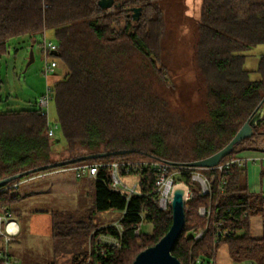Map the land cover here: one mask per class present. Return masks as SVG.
Masks as SVG:
<instances>
[{
    "label": "trees",
    "instance_id": "1",
    "mask_svg": "<svg viewBox=\"0 0 264 264\" xmlns=\"http://www.w3.org/2000/svg\"><path fill=\"white\" fill-rule=\"evenodd\" d=\"M98 1L0 0V55L8 52L13 38L29 36L35 42L36 36L44 39L45 32H52L58 48L49 56L57 57L67 71L52 89L66 142L63 151L69 154L64 159L52 158L58 141L48 136V117L40 110L0 111V180L90 155L129 152L47 168L13 181L0 188V215L7 211L16 214L12 205L20 200V186L4 191L11 185L29 182L28 178L47 170L102 165L92 181L95 199L89 221L78 213L55 211L52 239L59 247L75 238L72 246H76L78 237L87 242L91 236L96 241L109 234L121 239V247H97L93 241L89 262L85 251L74 255L70 264H133L141 251L166 235L172 222L171 208L162 211L156 203L157 173L143 168L142 163L164 160L188 166L211 157L264 105V53L255 71L245 68L246 52L264 48V0H203L192 54L204 78L209 121L194 125L193 143L187 150L169 142L172 131L165 128V120L150 98L143 100L138 79L126 84L122 75H117L123 58L138 55L168 83L165 68L159 67L165 30L160 0H117L121 6L114 13L100 9ZM133 7L143 10L137 23L129 15ZM39 46L43 51V43ZM253 72L260 77L252 79ZM263 141L264 117L254 135L236 145L221 164L258 149ZM115 163L125 184L137 183V193L129 195L111 188ZM194 170L208 181L213 176L215 180L203 194L200 184L192 181V169L179 176L190 197L185 205V229L173 254L182 264H216L219 249L225 245L233 264H264V238L255 239L250 232L252 218L264 215V195L249 190L245 165H231L222 174L213 169ZM202 208L209 212L205 217L199 214ZM108 211L121 215L122 234L112 224L94 221L93 215ZM62 216L64 220L58 221ZM145 223L152 226L150 233L142 232ZM137 229L139 236L135 235ZM199 231L204 235L197 240ZM0 264H4L2 257Z\"/></svg>",
    "mask_w": 264,
    "mask_h": 264
},
{
    "label": "rangeland",
    "instance_id": "2",
    "mask_svg": "<svg viewBox=\"0 0 264 264\" xmlns=\"http://www.w3.org/2000/svg\"><path fill=\"white\" fill-rule=\"evenodd\" d=\"M159 2L165 29L159 67L165 68L168 83L155 74L148 60L138 55L123 58L117 75H122V81L126 84H132L135 78L138 79L137 86L144 96L143 100L150 98L151 104L158 109L159 116L165 120V128L172 131L169 142L187 150L193 143L194 125L209 121L204 78L192 54L197 23L195 13L198 12L186 8L182 0ZM45 36L55 43L51 31L45 32ZM42 38L36 36L35 42L29 36L13 38L9 42L8 52L0 55V111L39 110V101L46 94L47 88L66 75V68L55 56H49V60H55L57 67L53 73L45 74V58L39 46V43H43ZM30 50L34 53L32 63ZM260 52V46L246 52L247 70L255 71L258 68ZM259 77L256 72L251 73L252 79ZM48 121L54 128L57 126L54 139L58 142L53 145L56 154L52 158L64 159L69 154L63 151L66 142L59 125L54 99L49 104ZM46 172L49 170L28 178L29 182H20V200H15L12 205V209L16 211L15 220L21 229L18 236L10 238L11 243L16 244V248L21 252L16 255L17 264H70L74 255L85 251L89 253V258L86 257L88 263L92 242L98 243L99 238L103 237H98L95 241L91 236L85 242L82 236L76 240V246H72L75 241L73 238L56 247L52 239V213H78L82 220L88 222L94 206V184L90 180L86 181L87 188L81 194L80 189L72 183L54 184V179H45ZM45 182L51 184V192L45 193ZM31 192L37 194L29 195ZM189 196L188 192L186 201ZM92 217L96 223L105 225L117 224L121 219V215L116 211L102 212ZM62 220L64 216L58 218V221ZM151 229L152 226L145 223L141 230L145 234L150 233ZM219 257L223 258L222 251L219 252L218 259Z\"/></svg>",
    "mask_w": 264,
    "mask_h": 264
},
{
    "label": "built area",
    "instance_id": "3",
    "mask_svg": "<svg viewBox=\"0 0 264 264\" xmlns=\"http://www.w3.org/2000/svg\"><path fill=\"white\" fill-rule=\"evenodd\" d=\"M47 7V5H45ZM111 13H114L115 9L108 10ZM57 44L49 41L46 36L44 35L43 39V53L45 58V74H51L54 72L55 68L57 67V62L55 60H49V55L57 50ZM53 86L47 88L46 94L40 99L39 101V110L42 115L48 117V109L49 104L52 99H54L53 94ZM47 110V111H46ZM57 128V126L55 127ZM55 128L48 122V136L51 139L55 138ZM238 164V165H245L244 159L240 157H236L231 159L230 161L220 164L215 168H210L213 170H218L220 174L224 173L226 169H228L231 165ZM102 165L98 164H84L75 167H68L61 169L64 172H73L75 173L77 178L88 177L89 179L95 180L98 176L99 168ZM127 167H131V164H127ZM143 168H151L157 173V178L155 180V193H157L156 203L159 206V209L162 211H166L171 208V202L173 199L174 191L178 188V186H184L186 191L184 200H187V194L189 192V188L184 181H179V176L184 174L186 171L192 169V181L197 182L200 184L203 194H207L210 189V184L213 183L215 180V176H213L209 181L197 170L193 171V167L190 166H181L171 162H167L164 160H154L150 162L142 163L141 165ZM113 173H112V184L111 188L115 191L120 193L126 194H135L137 193V183H133L131 185L125 184L118 174V164H112ZM200 169V168H199ZM20 184H14L5 189L4 191L15 188L17 189ZM190 193V192H189ZM190 197V196H189ZM128 198V196H127ZM209 212L206 209H200L199 214L203 217L208 215ZM115 226L120 234H122L123 228L120 224V221L116 224H112ZM20 225L15 220V216L10 211H7L5 214L0 215V237L4 238L8 241L12 237H16L20 234ZM135 235H140V229L135 231ZM204 235V231H199L195 235V239H200ZM99 237H103V239L99 238L98 243H95V246H107V247H114L119 248L122 245L121 239L116 238L109 234H104ZM101 240V241H100ZM103 254V251H102ZM2 258L4 259V264H15L12 259L7 255V253H1Z\"/></svg>",
    "mask_w": 264,
    "mask_h": 264
},
{
    "label": "water",
    "instance_id": "4",
    "mask_svg": "<svg viewBox=\"0 0 264 264\" xmlns=\"http://www.w3.org/2000/svg\"><path fill=\"white\" fill-rule=\"evenodd\" d=\"M98 5L103 11L110 9H118L121 5L117 0H99ZM141 7H133L130 9L129 15H131L134 23H137L142 16ZM34 62L33 50H30V63ZM264 117V105L260 106L248 121L243 125L239 132L235 135L232 141L226 145L222 150L206 159L191 162L188 166L200 169H210L219 166L224 158L231 155L236 145L240 144L243 140L251 138L254 135V128ZM129 151H117L113 153H103L90 155L88 157H81L76 160H69L58 162L52 165L38 167L30 171L22 172L7 178L0 180V188L23 178L29 174L40 172L47 168H54L57 166H65L73 162H80L87 159L103 158L109 155H123ZM186 191L183 188H177L174 191L173 199L171 202L172 210V222L166 235L154 246L148 247L138 254L133 264H182L180 260L173 254V249L182 235L186 225V202L184 200Z\"/></svg>",
    "mask_w": 264,
    "mask_h": 264
},
{
    "label": "crops",
    "instance_id": "5",
    "mask_svg": "<svg viewBox=\"0 0 264 264\" xmlns=\"http://www.w3.org/2000/svg\"><path fill=\"white\" fill-rule=\"evenodd\" d=\"M177 1V0H175ZM179 2V0H178ZM202 2L203 0H182V3L186 6V8L190 10H195L198 13L197 14V21H199L201 17V7H202ZM260 54L264 53V48L260 47ZM241 159H244L245 161V167L247 169V185L249 187V190L252 193H259L264 195V141L261 142L258 146V149L256 150H248L244 151L239 154ZM54 179L55 182L54 184L57 183H72L75 185L77 188L80 189L81 194L86 189V181L90 180L91 182L93 181L92 179H89L88 177H83V178H77L75 173L73 172H64L61 170H55V171H49L45 173V179ZM83 180V181H82ZM57 185V184H56ZM66 186V185H62ZM51 184L49 182H45V193L51 192ZM31 194H37V192H31ZM81 199H84V195L81 196ZM250 232L253 238L255 239H261L264 238V215L260 216H255L251 220V225H250ZM13 239V237H12ZM10 241H6L4 238L0 237V258L1 253L8 252L9 255H11L12 259L18 263V258L16 255L20 254V250L16 248V244L11 243ZM223 252V258L218 259L217 257V262L216 264H233V260L231 259L228 248L227 246H222L219 249V252ZM219 256V253H218ZM243 264H256L253 261H245Z\"/></svg>",
    "mask_w": 264,
    "mask_h": 264
},
{
    "label": "bare ground",
    "instance_id": "6",
    "mask_svg": "<svg viewBox=\"0 0 264 264\" xmlns=\"http://www.w3.org/2000/svg\"><path fill=\"white\" fill-rule=\"evenodd\" d=\"M178 188H183L184 189V187L181 185V186H178Z\"/></svg>",
    "mask_w": 264,
    "mask_h": 264
}]
</instances>
